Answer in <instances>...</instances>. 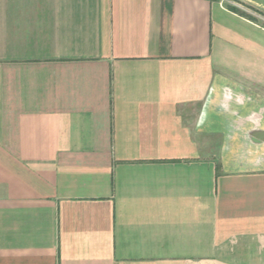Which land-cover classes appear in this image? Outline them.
<instances>
[{
  "label": "crops",
  "instance_id": "1",
  "mask_svg": "<svg viewBox=\"0 0 264 264\" xmlns=\"http://www.w3.org/2000/svg\"><path fill=\"white\" fill-rule=\"evenodd\" d=\"M227 2L0 0V264H264V0Z\"/></svg>",
  "mask_w": 264,
  "mask_h": 264
},
{
  "label": "trees",
  "instance_id": "2",
  "mask_svg": "<svg viewBox=\"0 0 264 264\" xmlns=\"http://www.w3.org/2000/svg\"><path fill=\"white\" fill-rule=\"evenodd\" d=\"M230 9H232L233 11L238 12V13H244V12H242L240 9H238L235 6H230Z\"/></svg>",
  "mask_w": 264,
  "mask_h": 264
},
{
  "label": "rangeland",
  "instance_id": "3",
  "mask_svg": "<svg viewBox=\"0 0 264 264\" xmlns=\"http://www.w3.org/2000/svg\"><path fill=\"white\" fill-rule=\"evenodd\" d=\"M231 5V3H229V2H225V6L226 7H229Z\"/></svg>",
  "mask_w": 264,
  "mask_h": 264
},
{
  "label": "built area",
  "instance_id": "4",
  "mask_svg": "<svg viewBox=\"0 0 264 264\" xmlns=\"http://www.w3.org/2000/svg\"><path fill=\"white\" fill-rule=\"evenodd\" d=\"M227 1H229V0H222V2H227ZM232 3H234V2H232ZM234 5V4H233Z\"/></svg>",
  "mask_w": 264,
  "mask_h": 264
}]
</instances>
